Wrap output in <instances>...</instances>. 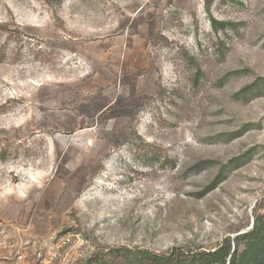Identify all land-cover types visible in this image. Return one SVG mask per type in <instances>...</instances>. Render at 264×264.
<instances>
[{
    "label": "rangeland",
    "instance_id": "obj_1",
    "mask_svg": "<svg viewBox=\"0 0 264 264\" xmlns=\"http://www.w3.org/2000/svg\"><path fill=\"white\" fill-rule=\"evenodd\" d=\"M263 214L264 0H0V264H147Z\"/></svg>",
    "mask_w": 264,
    "mask_h": 264
},
{
    "label": "trees",
    "instance_id": "obj_2",
    "mask_svg": "<svg viewBox=\"0 0 264 264\" xmlns=\"http://www.w3.org/2000/svg\"><path fill=\"white\" fill-rule=\"evenodd\" d=\"M134 253L139 261L147 264H264V214L255 218L250 231L233 240L226 237L213 250L193 253L174 249L166 256L139 250H134ZM109 256L102 257L99 264H107L105 258ZM118 258L114 264H128V259L122 255ZM84 264H92V261L87 260Z\"/></svg>",
    "mask_w": 264,
    "mask_h": 264
},
{
    "label": "built area",
    "instance_id": "obj_3",
    "mask_svg": "<svg viewBox=\"0 0 264 264\" xmlns=\"http://www.w3.org/2000/svg\"><path fill=\"white\" fill-rule=\"evenodd\" d=\"M66 242H68V240H66ZM65 243V242H64Z\"/></svg>",
    "mask_w": 264,
    "mask_h": 264
}]
</instances>
